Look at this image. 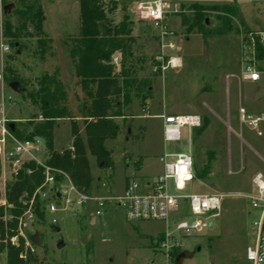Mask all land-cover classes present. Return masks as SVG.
Masks as SVG:
<instances>
[{"label":"rangeland","instance_id":"obj_1","mask_svg":"<svg viewBox=\"0 0 264 264\" xmlns=\"http://www.w3.org/2000/svg\"><path fill=\"white\" fill-rule=\"evenodd\" d=\"M38 1L44 15L42 30L51 41L49 48L41 60L35 38H25L23 42H30L31 46L27 50L17 51L11 67L27 82L25 86L18 83V89L22 92L36 89L37 79L44 73L56 72L65 85L71 119L56 123L53 151L60 156L68 154L73 161L76 146L83 148L82 154L86 157L91 176L87 194L103 197L122 194L127 176L134 175L132 169H127V159L142 161V171L136 177L143 180L161 173L162 165L158 157L164 150L190 153L197 178L178 194L220 193L228 196L223 198L218 216L208 220L210 226L206 230L186 237L174 234L178 254L168 264H245V248L254 240L252 221L256 213L238 195L251 190L255 174L260 173L264 177V136L258 137L241 125L237 111L239 107L255 114L264 111V80L258 83L241 80V38L246 31L264 30V0L238 1L236 4L241 9L243 24L229 18L225 32L212 35L206 47L195 31L185 34L180 25V16L192 14L189 7L196 4L227 3L224 0H181L180 5H176L179 13L170 15L166 21L174 37L165 42H172L176 46L169 53L181 60L175 67H167L171 56L160 59L157 32L134 12L135 0H117V8L111 18L118 23L125 14L129 16L134 40L132 62L139 70L138 76L150 80L152 97L143 105L140 100H133L125 108L123 119L116 123L119 128L116 138L104 142L112 159L111 167L87 152L85 127L95 122L83 118L78 112L84 104L89 107L91 101L81 92L69 60L70 48L79 33V2ZM11 4L13 7L9 13L4 14L3 8ZM14 7L13 1L7 0L6 4H2L0 0L1 73L6 56L14 54L2 36L3 23ZM11 21L14 19L11 18ZM206 22L211 30L220 25L215 12L206 16ZM118 61L119 57L116 56L113 62L117 64ZM158 71L160 75L154 76ZM2 92L5 98H11V102L5 106L10 121L36 118L39 107L27 96L21 97L4 82ZM163 114L196 115L200 117V124L190 132L184 129L180 142L164 144L160 118ZM198 130L201 133L194 140ZM12 180L11 170L0 162V208L11 207L6 201V186ZM170 192L176 194L172 189ZM178 203V218L193 220L187 201L182 199ZM96 209L94 201L85 205L88 214L95 213ZM26 211L18 218L15 234L9 238V242L15 247L23 246L22 259H26V251L32 254L35 261L31 264L167 263L159 249V238L165 230L164 222H129L124 210L110 202L105 203L94 225L90 224V216L82 214L81 210L76 213L46 214L43 221H37L32 209L31 213ZM53 218L57 222L54 226L60 228L59 232L52 227ZM11 219L8 216V220ZM173 229V224H170V230ZM34 235L42 239L39 246L31 242ZM59 243L62 244L60 248ZM179 254L183 255L177 261ZM0 264H5L4 252L0 254Z\"/></svg>","mask_w":264,"mask_h":264},{"label":"trees","instance_id":"obj_2","mask_svg":"<svg viewBox=\"0 0 264 264\" xmlns=\"http://www.w3.org/2000/svg\"><path fill=\"white\" fill-rule=\"evenodd\" d=\"M9 1H13L15 7L11 14L6 16L2 36L8 47L14 50V54L7 55L4 61L3 82L6 86L15 81L25 86L27 82L11 67L17 51L29 49L30 42H23L25 38H35L36 49L40 50L42 60L51 41L42 30L44 15L38 0ZM78 2L79 33L70 48L69 60L81 92L91 99L89 107L84 104L78 112L83 118L95 122H90L85 127L87 152L111 167L112 159L104 147V142L116 138L119 131L116 120L124 117L125 108L131 105L133 100L138 99L143 105L151 99V85L149 79L138 76L139 70L132 62L134 40L131 36L132 22L129 16L125 14L118 23H114L111 18L118 1L78 0ZM6 3L7 0H2V4ZM189 9L193 11L192 14L181 15L180 25L186 35L193 31L200 35L204 47L212 35H221L225 32L229 18L237 19L243 24L242 12L236 3L196 4ZM214 12L220 25L211 30L207 26L206 16ZM11 18L14 21H11ZM256 48V59L260 63L258 68L264 69V49L260 46ZM116 56L119 57V61L114 64ZM159 75V71L154 74ZM20 96H27L39 107L38 114L42 116V120L10 121L13 130H9L19 140L41 138L46 147L45 163L66 172L76 188L87 194L91 176L86 157L82 154L83 148L76 146L73 161L68 154L60 156L52 149L56 123L71 119L67 108L68 92L57 73L42 74L37 79V88L32 92H21ZM200 133V130L196 131L194 140ZM194 168L193 161L195 179L197 174ZM27 170L31 172L27 173ZM12 177L13 180L6 186V201L11 207L0 208V254L5 253V264H31L35 261L33 255L26 251V259H22L23 246L11 245L9 238L15 234L18 218L29 206L37 221H43L46 215L45 203L39 197H35L36 190L43 182V175L40 168L30 162L20 167ZM31 200L32 204L29 205ZM24 202L27 204L23 205ZM8 216L12 219L8 220ZM177 254L175 246L172 256Z\"/></svg>","mask_w":264,"mask_h":264},{"label":"built area","instance_id":"obj_3","mask_svg":"<svg viewBox=\"0 0 264 264\" xmlns=\"http://www.w3.org/2000/svg\"><path fill=\"white\" fill-rule=\"evenodd\" d=\"M181 0H135L133 10L145 22L149 23L157 32L160 59L171 56L169 52L176 49L172 42L166 39L174 37V32L166 26L170 15L178 14L176 5ZM247 0H224L223 2L235 3ZM254 1V0H251ZM257 46L264 49V30L246 31L241 38L240 78L243 81L258 83L264 80V69H259L260 63L256 59ZM180 58L171 56L167 61V67L179 65ZM163 67V69L167 68ZM3 77L0 72V162L8 166L12 174L25 163H34L40 168L43 182L36 190L35 197H39L45 203V213L57 212L76 213L84 208L87 202L94 201L97 209L94 215H101L106 202L122 208L125 218L129 222L160 221L164 222L165 230L159 242V249L164 253L167 263L173 257V248L177 245L174 234L179 237L196 235L206 230L210 224L209 219L218 216L223 198L227 194L192 193L178 194L186 190L193 183V158L190 153H171L163 151L158 157L162 165L161 173L143 180L138 179L136 174L142 170L141 160L127 159V169H132L133 176H129L121 195L110 197H94L78 190L70 176L57 168L50 167L45 163L46 147L41 138L31 140H19L9 130L10 120L7 117L5 106L11 102V98L4 97L2 92ZM237 118L241 125L246 126L258 137L264 136V111L258 114L251 113L239 107ZM162 139L164 144L178 143L183 138V130L190 132L200 124V117L196 115L163 114ZM42 120L38 114L35 118ZM27 170V173H30ZM252 188L249 192L238 195L245 199L255 217L252 221L254 231L253 243L245 248V264H264V177L257 173L252 178ZM176 192L173 194L170 190ZM186 200L193 220L178 218L179 200ZM31 205L32 200L29 202ZM31 207L27 213H31ZM175 217V218H174ZM174 219V220H173ZM170 220H172L170 222ZM51 224H57L56 219ZM170 224L174 229L170 230Z\"/></svg>","mask_w":264,"mask_h":264},{"label":"water","instance_id":"obj_4","mask_svg":"<svg viewBox=\"0 0 264 264\" xmlns=\"http://www.w3.org/2000/svg\"><path fill=\"white\" fill-rule=\"evenodd\" d=\"M11 7H13L12 6V4L11 5H7V6H5L4 8H3V11H4V14H8L9 13V11H10V8ZM18 86H19V84H18V82H12V83H10L9 84V87H10V89L13 91V92H15V93H17V94H19L22 90L21 89H18ZM9 129L12 131L13 130V124L11 123V124H9ZM54 230L56 231V232H59L60 231V228L59 227H54ZM41 237L39 236V235H34L33 237H32V239H31V242H32V244L34 245V246H39L40 244H41ZM62 246V244L61 243H59L58 244V247L60 248ZM178 259L179 258H177V261H178Z\"/></svg>","mask_w":264,"mask_h":264},{"label":"crops","instance_id":"obj_5","mask_svg":"<svg viewBox=\"0 0 264 264\" xmlns=\"http://www.w3.org/2000/svg\"><path fill=\"white\" fill-rule=\"evenodd\" d=\"M235 3H237V2H235ZM79 91H80V90H79ZM21 92H22V91H21ZM21 92H20V93H21ZM20 93H19V94H20ZM210 114H213V113L210 112ZM213 115H214V114H213ZM120 119H123V117L120 118ZM118 120H119V119L116 120V123H117ZM20 121H23V120H20ZM53 141H54V140H53ZM141 171H142V170H141ZM141 171H139V172H141ZM129 176H130V175H129ZM129 176H127V178H126V182H127ZM126 182H125V185H126ZM124 187H125V186H124ZM94 197H103V196H99V195H97V196H94ZM83 209H84V210H83ZM80 210L82 211V214H88V213L85 211V207L82 208V209H80ZM88 215L90 216V224H91V225H94V224L96 223V216L94 215V213H90V214H88ZM174 218H175V217H174ZM52 227H55V226L53 225ZM162 235H163V234H162ZM162 235H161V237H162ZM161 237H160V238H161ZM161 239H162V238H161ZM182 255H183V254H179L177 258L180 259V258L182 257Z\"/></svg>","mask_w":264,"mask_h":264}]
</instances>
